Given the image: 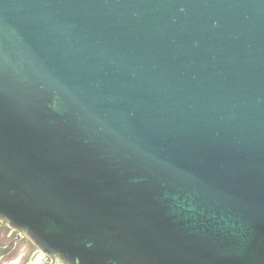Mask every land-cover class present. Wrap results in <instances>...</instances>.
<instances>
[{"label": "water", "instance_id": "obj_1", "mask_svg": "<svg viewBox=\"0 0 264 264\" xmlns=\"http://www.w3.org/2000/svg\"><path fill=\"white\" fill-rule=\"evenodd\" d=\"M0 223L51 264H264V0H0Z\"/></svg>", "mask_w": 264, "mask_h": 264}, {"label": "flooded vegetation", "instance_id": "obj_2", "mask_svg": "<svg viewBox=\"0 0 264 264\" xmlns=\"http://www.w3.org/2000/svg\"><path fill=\"white\" fill-rule=\"evenodd\" d=\"M0 264H51V261L17 230L0 223Z\"/></svg>", "mask_w": 264, "mask_h": 264}]
</instances>
